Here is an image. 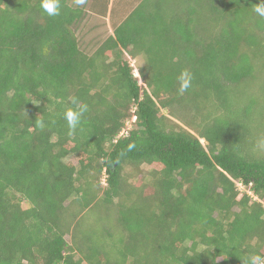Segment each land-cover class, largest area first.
<instances>
[{
  "label": "trees",
  "instance_id": "1",
  "mask_svg": "<svg viewBox=\"0 0 264 264\" xmlns=\"http://www.w3.org/2000/svg\"><path fill=\"white\" fill-rule=\"evenodd\" d=\"M259 2L140 0L88 54L72 0L56 16L0 0V264L264 259V116L247 93L264 89ZM124 53L143 58L139 77ZM72 98L88 107L75 129ZM91 208L118 245L80 231Z\"/></svg>",
  "mask_w": 264,
  "mask_h": 264
},
{
  "label": "rangeland",
  "instance_id": "2",
  "mask_svg": "<svg viewBox=\"0 0 264 264\" xmlns=\"http://www.w3.org/2000/svg\"><path fill=\"white\" fill-rule=\"evenodd\" d=\"M140 0H85L82 5H78L76 0H72L73 5H78L82 7L83 14L80 20H78L75 31L77 40L79 43V47L88 54L94 52V50L102 43V41L112 33V29L114 26L119 23L139 2ZM123 57L130 63L133 67V73L135 76L139 77L138 67L143 64V58L141 56L131 58L129 55L124 53ZM139 84H142L140 78ZM249 85H252L251 91L247 92L251 98L254 99V96H257L258 102L255 105V109L261 111L264 116V101L261 99V96L264 94V89L257 87L259 85V78L256 81H251ZM255 100V99H254ZM133 109V106L131 107ZM263 110V111H262ZM132 111V110H131ZM161 113L167 115L165 110H161ZM135 117L127 118L126 126L127 128L132 127V124L135 121ZM262 123L264 119H261ZM203 145L206 142L201 139ZM68 162L76 163V159L70 155L67 158ZM142 171H149L151 168L147 165H142L140 168ZM126 173L130 174V170ZM132 174L128 178V182L136 180L137 175ZM101 182H103V176L100 178ZM241 188V186H239ZM243 189V190H242ZM241 191H244V188H241ZM245 191H249L245 189ZM100 214V215H99ZM117 212L112 213V215L117 217ZM105 217L101 216V211L96 210L95 208H91L87 210L82 216L80 231L82 233L91 234V239L96 244H103L104 246L118 245L119 240L121 239V234H125L123 231H116L113 227L112 218H109V215L106 213L103 214ZM94 221L92 223H88L92 218ZM113 217V219H114ZM110 223V224H109ZM115 226L117 225L114 222ZM111 226L114 230L111 231L110 235L107 234L106 229ZM117 228V227H116ZM65 238L68 242H70V236L68 234L65 235ZM78 257V255H76Z\"/></svg>",
  "mask_w": 264,
  "mask_h": 264
},
{
  "label": "clouds",
  "instance_id": "3",
  "mask_svg": "<svg viewBox=\"0 0 264 264\" xmlns=\"http://www.w3.org/2000/svg\"><path fill=\"white\" fill-rule=\"evenodd\" d=\"M84 2L85 0H76L78 5H82ZM40 7L49 16L59 15V0H40ZM254 12L258 16L264 17V0H260L259 3L255 4ZM177 79L179 83L178 92L183 94L191 87L192 75L189 71L183 70ZM71 103L73 105H77V107L67 108L63 114V117L66 120L68 126L71 129H75L79 126L84 113L88 111V107L87 105L79 106L76 98H72ZM258 143L260 146H264V139H261ZM243 264H264V259L258 255H253L243 259Z\"/></svg>",
  "mask_w": 264,
  "mask_h": 264
},
{
  "label": "built area",
  "instance_id": "4",
  "mask_svg": "<svg viewBox=\"0 0 264 264\" xmlns=\"http://www.w3.org/2000/svg\"><path fill=\"white\" fill-rule=\"evenodd\" d=\"M133 117H135V116H133ZM124 132H125V131L122 130V131L120 132V134H122V133H124Z\"/></svg>",
  "mask_w": 264,
  "mask_h": 264
}]
</instances>
